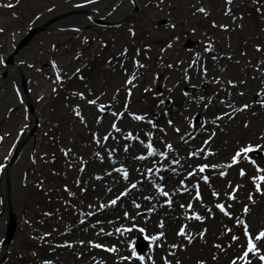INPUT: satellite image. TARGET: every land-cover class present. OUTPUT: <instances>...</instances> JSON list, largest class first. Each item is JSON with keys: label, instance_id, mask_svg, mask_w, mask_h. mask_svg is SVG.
<instances>
[{"label": "rangeland", "instance_id": "obj_1", "mask_svg": "<svg viewBox=\"0 0 264 264\" xmlns=\"http://www.w3.org/2000/svg\"><path fill=\"white\" fill-rule=\"evenodd\" d=\"M198 1L203 2L205 13L194 11L193 8ZM59 2L61 0L13 1L12 14L1 19L11 24L12 29L21 31L22 39L18 41L11 56L3 57L4 65L12 67L15 56L21 54L38 34L43 33L45 27L60 20L61 16H56L45 21L40 27L28 24L38 12L53 8ZM251 5L253 9L249 12L247 7ZM225 6H227L225 0H161L150 11H140L135 5L120 20V23L126 24V30L122 28L104 31L101 27L106 25L105 21L96 19L88 21L89 25L79 36V39L91 38L96 41L90 45V53L74 63L82 67L78 78L86 74L92 66H97L102 74L104 73L99 77V93L113 100L104 103L106 115L114 114V117L104 121L102 128L98 130L99 142L95 143L97 146L108 145L111 140L116 142V129L124 128L127 135L132 133L135 141L126 139L121 143L123 142V145L129 143V151L136 148L135 153L138 157L141 153L147 156L149 153L147 144L152 143L158 134L153 131L147 134L148 125L143 120H134L130 117L121 119V113L128 110L147 117L156 109L159 100L157 94H160L161 87H153L152 83L158 73L170 72L168 76L173 86L168 89L180 94L177 99L171 101L175 115L164 120L165 125L168 124L163 132L167 134L166 138L172 146L171 150L166 147L162 152L166 155L174 151H182L181 155L189 153L186 152L185 141L192 135L198 134L205 118L211 113L214 115L215 112L221 117L228 110L223 107L224 103L220 108L213 109L218 102L225 101L228 97L231 111L242 109L234 120L226 122L222 130L221 140L227 144L224 148L227 154L220 157H215L214 154L215 158L197 162L194 167L197 169L191 172L200 175L199 166L208 164L209 168L204 172V176H208L209 181L206 183L200 176V182L191 192L190 201L189 199L182 201L186 195L184 186L179 187L178 191L170 196L174 201L180 202L177 196L181 195V205H183L179 206V210L183 213L182 219L176 214L171 224L164 216L172 204L163 202L159 206L152 205L151 192L152 190L156 192L158 189L136 190L138 183L134 182L136 179L131 177L133 173L131 172L129 175L131 185L136 184V188L131 190L135 191L128 192V187L118 185L108 201L116 199L117 203L105 212L104 219H107L108 225L98 224L100 232L96 235L108 230L106 236L98 235L88 238L87 241L82 238L78 242H75L76 237H74L67 243L63 233L68 228V224L74 221L77 207L69 206L67 202L78 194L75 185L80 178V170L70 171L67 166L65 167V152L71 149L82 159L83 165L94 168L93 160L85 154L90 153L92 156V152L96 151L101 155L103 149L91 151L92 144L84 142L90 137L87 130L76 125L77 119L70 109L71 104L68 103L69 95L61 88L58 89L56 79L45 78V74L39 70L41 66L36 59L41 57L44 62L57 63L55 58L52 59V55L56 57L58 51L59 53L65 51L67 54L62 57L63 61L59 59V62L65 71L72 72L73 69H68L70 65L68 58L72 54L74 58L75 53L80 52L79 49H74V45L79 40L73 32L59 29V34L44 41L43 45H37L33 54L28 53L21 60L19 71L25 75V83L20 85L21 92L24 95L28 94L33 88L28 85V82L31 83L37 93L47 97L49 107L43 114V123L26 130L27 137L39 141L38 150H40L39 154L32 158L34 170L28 175L30 183L27 182L28 186L23 193L28 205L25 209L28 216L27 223L21 228L16 226L17 230L10 244L7 243L6 229L2 245L8 250V254L2 257L0 264H46V262L47 264H86L93 257H98L99 264H154L159 259L163 264H201V261L204 264H232L234 260L236 264H244L242 256L246 250L247 238L242 226L247 224L248 231L253 237L260 230H264V193L256 190V182L253 180V177L264 175V172L258 171L259 168H264V147H262L264 146L262 139L264 138V89H261V86H264V74L256 78V74L264 66V0L261 2L236 0L230 12ZM67 15L71 14H64V17ZM177 18H180V23L176 21ZM170 21L176 25V29L167 28V23ZM221 25H226L227 29L222 28ZM220 29H223L222 33H219ZM159 36L163 38L158 40ZM36 41L39 42V39ZM209 41L219 44L215 55L223 51L228 52L231 57L215 62L211 66L202 64L198 70L192 62H195L199 55L204 56L202 42ZM257 48L260 50L257 51ZM68 49L70 51H66ZM130 51L133 55H139L136 57V62L144 65L137 68L140 71L138 79L141 81L138 87L129 86L128 77L121 70L122 65L118 62V56ZM0 76L1 79L8 76L7 68H3ZM207 76L208 79L202 78ZM213 77L216 79L213 80ZM230 81L232 83H229ZM255 81L257 82L253 85ZM67 86L70 88L71 84L68 82ZM190 87L194 91L188 94L187 88ZM80 88L81 83H77L73 89L79 91ZM145 95L148 96L147 101L144 100ZM260 97L262 101H258ZM28 108L30 113H36V108L32 105H28ZM176 115H180L178 119ZM85 116L90 124V118L94 116L89 114ZM166 128H170V133ZM105 136L107 140L104 139ZM11 144V139H7L4 151ZM246 145H251L256 150L247 156H242L234 163L233 156ZM159 157L139 159L140 168L149 162H157ZM251 161H255V164ZM241 169L244 170V175H241ZM221 172L225 175H220ZM156 173L154 178L159 182L161 175ZM96 186L97 184L94 185ZM237 186L239 190L234 191ZM260 187L264 189V183H261ZM162 188L169 192L170 187L162 186ZM197 191L201 199L196 198ZM72 192L76 194L72 195ZM125 192L127 195H124ZM214 192L219 195H213ZM90 193L91 188L82 194L83 199H80L79 206L84 201L90 202ZM150 193V199L143 201ZM93 195L95 194L92 192ZM230 195H234L235 199H230ZM249 196L253 199L249 200ZM129 202H133L135 210H139L141 222L144 224L139 229H145L151 235L157 236L154 242H164V259L156 252L153 254L154 249H158L154 248L157 246L154 243L153 245L138 244L133 241L130 243V239L123 231L127 233L124 228L130 229L133 224H123L120 234L114 230L113 223L116 222L121 209ZM136 203L140 207L137 208ZM104 204L106 205L107 202L101 200L97 203V207L101 208ZM217 204H223L229 214L222 212ZM246 206L249 209L247 213L244 212ZM197 214L202 217L201 220L194 218ZM161 222L163 228L160 227ZM92 224L94 227L93 221ZM182 228L186 236L192 238L191 242L186 236L178 234ZM171 232L172 236H170ZM160 233H163V236H160ZM177 235L182 237L179 244H175L172 240V237L175 239ZM233 236L238 239H233ZM94 244H100L102 247H94ZM173 245L177 246L173 247ZM113 247L117 249L116 252L106 250ZM133 247L136 248V255H132ZM257 247L261 254H264V240H261ZM138 256H143L144 260H139ZM125 257L128 259H124ZM238 259L240 262L237 261ZM248 259L251 264H261L257 256L249 254Z\"/></svg>", "mask_w": 264, "mask_h": 264}, {"label": "bare ground", "instance_id": "obj_2", "mask_svg": "<svg viewBox=\"0 0 264 264\" xmlns=\"http://www.w3.org/2000/svg\"><path fill=\"white\" fill-rule=\"evenodd\" d=\"M13 1L14 0H0V75L3 73V68H7L8 75L4 79H1L0 76V138H2L0 139V261L2 257H6L8 254V250L3 247L2 242L4 240L6 225L10 220V216L16 217L17 225L20 228L24 227L27 223L28 216H26L25 209L28 208V205L23 193L24 189L28 186L27 182L30 183V176L28 175L34 170V166L31 162L32 158H35L40 150H38L39 141L35 140V138L31 139L30 137H27L26 130L36 124L41 125L44 121L43 114H45L49 107L47 97L44 94L37 93L34 85L31 83L28 82V85L33 88L28 94L24 95L21 92L20 85L25 83V75L19 71V66L21 65L20 62L28 53L33 54L37 45H43L44 41L53 38V35L55 37L59 34V29L73 32L74 35H77V39L79 40V42L74 45V49L76 50L77 48L80 52L78 54L75 53L74 58L73 54L68 58V62L70 63L68 69H73L72 72L65 71L59 62V59L60 61H63L64 58L62 57L67 54L65 51L60 53L58 51L56 57L51 53L52 59L55 58L57 63L51 61L44 62L41 57H38L36 62L40 64L41 67L39 70L45 74V78L47 80L52 79V77L56 79L58 89L61 88L69 95L68 103L71 104L70 109L77 119L76 125L78 127H83L84 130L88 131V136L90 138L84 140V142L92 144L90 150L103 149L101 155L96 151L92 152V156L90 153L85 154L93 160L92 162L94 165L92 167L94 168L83 165L82 159L72 152L71 149L65 152V167L67 166V169L70 171H73V169L80 170V178L75 185L78 189L77 192L80 195L72 192V195H76L73 199L67 202L69 206H77L75 208L74 221L71 224H68V228L63 233V236L66 237L67 243L71 242L74 237H76L75 242H78L82 238L87 241L88 238L98 235L101 237L106 236L108 230H104L102 233L96 235V233L100 232L98 224H107V219H104L106 216L105 212H107L108 209L113 208L112 204L108 201L114 195V190L118 185L125 186L124 188L128 187V192L135 191L131 190L132 182L129 179L131 172H133L131 177L136 179L134 182L138 183L136 190L148 189L147 191H151V189H158L157 186H165V188L170 187V189H168L169 197H164L159 191L155 192L152 190L151 193H153V196L150 199L152 205L159 206L167 200L165 198L172 199L170 196L178 191L179 187L184 186L186 193L184 197L186 198H182L181 195L177 196V199L180 200V202L172 199V206L168 209L165 214L166 216H164L170 224L176 214L182 219L183 213L179 210L181 198L183 199L182 201H185L186 199H189L190 201L192 199L191 192L200 182V176L204 177V172L200 173V175L197 172H194V175H190L189 173L194 169H197L194 168L197 162H203L211 157L215 158L227 154L226 151L224 152V148L227 144L221 140V135L223 133L222 130L224 129L226 122L231 119L234 120L242 109L231 111V103L228 101V97L225 101L218 102L213 106V109L220 108L224 103L225 105H223V107L228 110L222 114V119H217V117H219L217 112H215L214 115L211 113L205 118L198 134L192 135L185 141V144L187 145L186 152L189 153L181 155L182 151H174L165 157H159V153H162L167 145L170 144V141L166 138L167 134L163 132V129L168 124L165 125L164 120L171 117V115H175L171 101L177 99L180 94L174 90L168 89L172 85L171 78L169 79L168 76L170 72H167L166 74L158 73L156 79L152 83L153 87H161L160 94H157L159 98L158 106L155 110L150 112V115L144 117L143 121L148 125L146 127L147 134L152 131L158 134V137H156L151 144L158 153L155 156H158L159 158L157 162H149V164L140 168L139 159L137 158L138 154L135 153L136 148L129 151V143L123 145V142L126 140L125 137L128 136L124 128L119 129V131L116 129V142L115 140H111L108 145H95L99 139L98 130L102 128L104 121L109 117H114V114L106 115V113H104L105 101L112 102L113 100L112 98L105 97L99 93L98 81L102 72L97 66H92L90 70H87L86 74H82L80 78H78L80 75V68L82 67H80V64V66L74 64L82 60L87 53H90V45L94 44L96 41L91 38L79 39V36L84 32L86 26L89 25L88 21H94L96 19L104 20L106 25L101 27L104 31L122 28L126 30V24L124 22L120 23V20L122 17L126 16L135 5L140 8V11H150L161 0H61L58 5H55V7L46 8L43 11L38 12L32 19L33 21L28 22L30 26L40 27L45 21H48L52 17L61 16L56 24H51L45 27V29H43L44 32L37 35L36 39H39V42L34 39L27 45L21 54L15 56L14 65L12 67H7L3 64V57L11 56L13 54V49L19 43L18 41L22 39L21 31L18 29H12L11 24L6 23L1 19L3 16L5 17L12 14V7H7L6 5H13ZM235 2L236 0H231V3L229 4L228 0H225V4L227 3L225 8H233ZM241 7L244 6L241 5ZM200 8L205 9L203 2L198 1L193 9L195 12H199L197 10ZM252 9L253 5L247 7L249 12H251ZM67 13H70L71 15L64 17V14ZM176 21L179 22L180 18H177ZM173 25L175 24L170 21L167 23V28L173 30L176 29V25L175 27H173ZM178 25L179 24H177V26ZM30 26H28V28H31ZM222 32L223 29H220L219 33ZM162 38L163 36L157 37L158 40ZM202 45L204 47V56L199 55L200 57L195 62H192L198 70H200L202 64L204 66H211L215 62H221L222 60H227L231 57L228 52L223 51L220 53L218 52L215 55V51L219 44H216L214 41L202 42ZM70 49L74 50L72 47H70ZM66 51L70 50L68 49ZM136 57H139V55H133L132 51L129 53L124 52L122 56H118V62L122 65L121 70L126 73L128 81H132L129 86L132 85L133 87L141 85V81L138 79L140 71L137 69ZM133 74H135L136 77L134 80L132 79ZM263 74L264 66H262L259 73L256 74V78L263 76ZM102 75H104V73ZM202 78L208 79L209 76ZM215 79L216 78L213 77V80ZM68 82L71 84L70 88L67 86ZM256 82L257 81H255L253 85H255ZM77 83H81L79 91L73 89L77 86ZM176 88L178 89V87ZM261 89H264V86H261ZM144 100H148L147 95L144 96ZM90 101H94V103ZM115 102L116 101H114V103ZM28 105H32L36 108L35 114L30 113ZM77 112H79V115H77ZM88 114L94 116L90 118V124L85 116ZM135 116L141 115L139 113H132L128 110L121 113V119L130 117L135 120ZM179 116L180 115H176V118ZM87 125H89L90 128ZM166 130L170 133V128H166ZM212 133H215V135H212ZM7 139H11L12 144L4 151ZM122 140L123 142L121 143ZM130 141L134 142L135 137L130 139ZM206 141L207 143H205ZM125 148H127V151H125ZM228 149L229 148H227V150ZM193 152L196 153L195 156L191 155ZM214 154L215 157H213ZM140 156H144L145 159L155 157L149 153L147 156L141 153L139 157ZM99 159H101V161ZM124 171H127L128 173L127 180L124 179ZM156 172L160 173V178H162L159 182H156L154 178V176L157 175ZM97 177H100V179H97ZM96 184L97 186L94 187ZM90 188V202L84 201L81 206H79V201L83 196L82 194H85ZM92 192L95 195L92 196ZM151 193L147 197H149ZM101 200L107 202V204L98 208L97 203ZM145 200L146 199L144 198L143 201ZM134 205L133 202H129L121 209L116 222L112 225L114 230L120 234V228L122 229L123 224H133V227L130 228L132 229L131 231H127V233L123 231L124 234H127V238L130 239V243H132V241L138 244L143 243L148 245H153L154 243L157 245L154 248L157 247L158 249H154L153 254L156 252L159 254V257L164 259V242H154L151 239L153 235L145 229L143 233L139 231L140 226H144V224L141 222L140 213L138 212L139 210H135ZM184 207H186V205ZM142 210L144 211V208ZM125 213H127V216ZM138 220H140V222H138ZM92 221L95 224L94 227ZM126 229L127 228H124V230ZM146 232L148 233V236ZM170 236H172V232ZM181 239L182 237H179L178 235L175 239L172 237L175 244L181 243ZM75 242L73 244H75ZM98 261V257H93V259H89L86 264H99L100 262ZM237 261L240 262V259ZM154 264H163V262L159 259L158 262Z\"/></svg>", "mask_w": 264, "mask_h": 264}, {"label": "snow or ice", "instance_id": "obj_3", "mask_svg": "<svg viewBox=\"0 0 264 264\" xmlns=\"http://www.w3.org/2000/svg\"><path fill=\"white\" fill-rule=\"evenodd\" d=\"M257 2H261V0H257ZM228 3L230 4V3H231V0H228ZM6 6H7V7H13L14 5L9 4V5H6ZM197 11L204 13L206 10H205L204 8H200V9H198ZM229 12H230V9H229ZM226 14H227V13H226ZM214 26H215V25H214ZM173 27H175V25H173ZM221 27L224 28V29H227V26H226V25H221ZM206 50H210V49H206ZM259 50H260V49L257 48V51H259ZM137 67H144V65H140L139 63H137ZM135 78H136V77H135V74H133L132 79L134 80ZM131 82H132L131 80L128 81V83H131ZM229 83H232V82L230 81ZM90 102L94 103V101H90ZM244 107L246 108L247 105H245ZM77 115H79V112H77ZM134 118L137 119V120H143V119H144L143 116H135ZM217 119H222V117H217ZM169 123H171V121H169ZM113 127H115V125H113ZM117 131H119V129H117ZM176 131H179V129H176ZM212 135H215V133H212ZM132 138H133L132 133H129L128 136L125 137V139H132ZM0 139H2V138H0ZM104 139L107 140V136H105ZM262 139H264V138H262ZM97 142H99V140H98ZM141 143H143V142H141ZM205 143H207V141H206ZM167 147H168L169 150L172 149V146H171L170 144L167 145ZM262 147H264V146H262ZM147 149L149 150V154H150V155L155 156V155L158 154V153L156 152V150L153 148V145H152L151 143H148V144H147ZM255 150H256V149H254L251 145H246V146L242 147V148H241L239 151H237V152L235 153V155L233 156V162H234V163L237 162V160H238L239 158H241L242 156H247L249 153H251V152H253V151H255ZM125 151H127V148H125ZM159 155H166V154H165V153H159ZM191 155H192V156H195L196 153L193 152ZM137 158H138V159H145L144 156H140V157H137ZM251 162H252L253 164H255V161H251ZM229 166H231V165H229ZM212 167H215V165H212ZM208 168H209V165H208V164H203V165H200V166H199V169H198V170H199L200 173H203V172H205L206 169H208ZM118 171H119V170H118ZM258 171H259V172H264V168H259ZM189 174H190V175H194L195 173H189ZM244 174H245V173H244V170L241 169V175H244ZM123 175H124V179L127 180V179H128V173H127V171H124V174H123ZM220 175H225V173L221 172ZM97 179H100V177H97ZM161 179H162V178H161ZM203 180L207 183V182L209 181V177H208V176H204V177H203ZM253 180H254V182H256V184H255V186H256V190H257L258 192H262V193H264V189H262V188L260 187L261 183H264V175L257 176V177H253ZM131 187H132V188H136V184H132ZM157 187H158V191H159L164 197H169V192L164 191V189H163L162 187H159V186H157ZM238 190H239V186H237L236 189H235L234 191H238ZM124 195H127V192H125ZM213 195H217V196H218L219 194L214 192ZM196 198H197V199H201V197H200L198 191H197V193H196ZM229 198H230V199H235V196H234V195H230ZM145 199H150V197H145ZM252 199H253L252 196H249V200H252ZM165 202H166L167 204H169V205H171V203H172L171 199H167ZM110 203H111L112 205H115V204L117 203V200H116V199H113ZM181 206H183V205H181ZM216 206H217L222 212H224L226 215L229 214V213L226 211V209H225V207H224L223 204H217ZM136 207H140V205L137 204ZM189 207H191V205H189ZM248 211H249V209H248V207L246 206V207L244 208V212L247 213ZM125 215L127 216V213H125ZM194 218H195L196 220H201V219H202V217L199 216L198 214L195 215ZM160 227H161V228L164 227L163 222L160 223ZM242 227H243L244 235H245L246 238H247L246 250L244 251L243 256H242V259L244 260V264H251V261L248 259L249 254L254 255V256H257V258L259 259V261L261 262V264H264V254H261L260 249L257 247V244H258L261 240H264V230H260L259 233L256 234V235L253 237V234L250 233V232L248 231V225H247V224H244ZM131 230H132V229H126V231H131ZM139 231L143 233V232H144V229H139ZM178 234H179V235H182V236H186V233H185V231H184L183 228L180 229V231H179ZM160 236H163V233H160ZM157 238H158L157 236H152V237H151V239H152L153 241H155ZM186 238L189 240V242H191V239H192V238H191L190 236H186ZM233 239H238V237L233 236ZM81 243H83V242H81ZM93 246H94V247H97V248L102 247V245H100V244H94ZM176 246H177V245H173V247H176ZM217 247H219V246H217ZM106 250H107V251H111V252H116V251H117V249H116L115 247L110 248V249H106ZM132 255H136V248H135V247H133V249H132ZM137 258H138L139 260H141V261L144 260V257H143V256H138ZM124 259H128V257H125ZM46 264H47V262H46ZM201 264H204V262L201 261ZM232 264H236V261L234 260V261L232 262Z\"/></svg>", "mask_w": 264, "mask_h": 264}, {"label": "water", "instance_id": "obj_4", "mask_svg": "<svg viewBox=\"0 0 264 264\" xmlns=\"http://www.w3.org/2000/svg\"><path fill=\"white\" fill-rule=\"evenodd\" d=\"M15 228H14V223L11 225V231H10V234H9V239L11 240L12 238V235H13V232H14Z\"/></svg>", "mask_w": 264, "mask_h": 264}]
</instances>
